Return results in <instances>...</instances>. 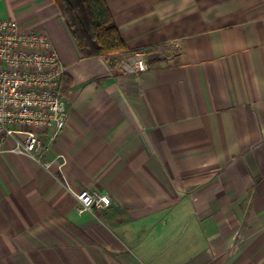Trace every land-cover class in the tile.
<instances>
[{
    "label": "crops",
    "instance_id": "obj_1",
    "mask_svg": "<svg viewBox=\"0 0 264 264\" xmlns=\"http://www.w3.org/2000/svg\"><path fill=\"white\" fill-rule=\"evenodd\" d=\"M141 74L82 57L53 0H0L45 30L68 111L46 161L0 153V264H264V0H108ZM46 140V136L41 137ZM107 193L80 211L74 192Z\"/></svg>",
    "mask_w": 264,
    "mask_h": 264
},
{
    "label": "built area",
    "instance_id": "obj_2",
    "mask_svg": "<svg viewBox=\"0 0 264 264\" xmlns=\"http://www.w3.org/2000/svg\"><path fill=\"white\" fill-rule=\"evenodd\" d=\"M128 72L141 74L149 69L147 56L136 52L122 62ZM65 67L45 30L28 29L17 20L0 18V153L10 144L11 151L25 154L49 169L65 158L46 161L49 150L68 119L60 81ZM46 136V140H42ZM79 210L109 205L107 193L82 189L74 192Z\"/></svg>",
    "mask_w": 264,
    "mask_h": 264
},
{
    "label": "trees",
    "instance_id": "obj_3",
    "mask_svg": "<svg viewBox=\"0 0 264 264\" xmlns=\"http://www.w3.org/2000/svg\"><path fill=\"white\" fill-rule=\"evenodd\" d=\"M53 1L82 57H101L112 68L126 61L125 56L129 53L128 46L108 0ZM167 49V45L159 44L137 52H143L150 63L151 58L163 59ZM61 92L65 95L63 90Z\"/></svg>",
    "mask_w": 264,
    "mask_h": 264
}]
</instances>
